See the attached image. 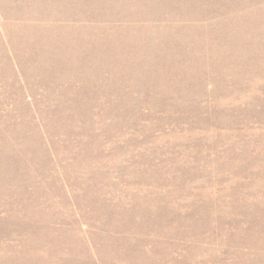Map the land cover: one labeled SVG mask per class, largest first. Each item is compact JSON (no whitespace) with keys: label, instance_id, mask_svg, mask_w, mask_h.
Segmentation results:
<instances>
[{"label":"rangeland","instance_id":"obj_1","mask_svg":"<svg viewBox=\"0 0 264 264\" xmlns=\"http://www.w3.org/2000/svg\"><path fill=\"white\" fill-rule=\"evenodd\" d=\"M0 264H264V0H0Z\"/></svg>","mask_w":264,"mask_h":264}]
</instances>
